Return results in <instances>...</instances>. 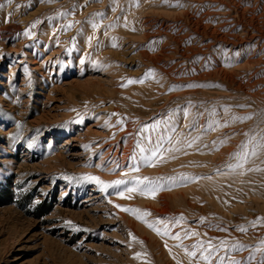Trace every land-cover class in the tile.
<instances>
[{
  "label": "rangeland",
  "instance_id": "1",
  "mask_svg": "<svg viewBox=\"0 0 264 264\" xmlns=\"http://www.w3.org/2000/svg\"><path fill=\"white\" fill-rule=\"evenodd\" d=\"M261 145L264 0H0V264H259Z\"/></svg>",
  "mask_w": 264,
  "mask_h": 264
},
{
  "label": "snow or ice",
  "instance_id": "2",
  "mask_svg": "<svg viewBox=\"0 0 264 264\" xmlns=\"http://www.w3.org/2000/svg\"><path fill=\"white\" fill-rule=\"evenodd\" d=\"M8 2L11 3V0H8ZM35 26H36V24L33 23L31 27H35ZM68 27H71V25H69ZM23 35H25V36H31V31L30 30H25V32L23 33ZM113 47H115V45H113ZM150 74H151V70L149 72V75ZM134 82H136V81H133V80H129L128 81V83H134ZM247 147H248L247 144L242 145V152L236 154V156L240 160H242L244 162H246L248 160L249 155L255 156L257 154L256 153V150L254 148L251 150V152L243 151V149H247ZM261 147H264V145H261ZM152 155H153V157H156L159 154L154 151L152 153ZM150 166H154V164L153 165H150ZM242 166H243L242 164H237L236 165V167H242ZM133 170L138 171L139 169L138 168H134ZM86 179L95 181L97 184H102L105 190H107L109 187L119 188L120 185L126 183L124 180H117V181H115V183L113 185H109V184H105L98 177H94V176L86 177ZM136 179H137V183L138 184L143 185V188L141 189V191L146 192V193H149V194H154L162 186L158 181L151 180L148 177H144L142 179H140V178H136ZM181 179L186 181L188 178L187 177H181ZM135 190L136 189H134V188H125L124 189V191H127V192H132V191H135ZM124 191L118 192L117 194L123 198ZM117 207H120V206L117 205ZM122 210L123 211H126V212H130V213H134V214L135 213H138V210H136V209L127 208V209H122ZM144 215H149V213H144ZM137 218L138 219H141V217L139 215H137ZM258 220H264V218H258ZM255 224H256V221L253 222V225H255ZM148 227L153 228V225L148 224ZM153 230L154 231H157V232L159 231L158 229H155V228H153ZM239 230L241 232H246L247 231V229H245L243 227H241ZM186 235H189V234L186 233ZM190 235H196V233L193 232ZM173 238L174 239H177V240L181 239L179 236H174ZM262 243H264V242H262ZM225 244H226V241H221L220 246L222 247ZM193 247L194 248H200L201 249V252H200L201 259H203L204 261L208 262V264H211L212 257L214 255V253L217 252V248L213 247L211 244L207 245L206 247H204L202 245H199V244L198 245H194ZM233 249L236 250V251H239V250H242L243 249V246L240 245V244H235L233 246ZM185 251H186V254L189 255V256L195 257L197 255V252L196 251H188L187 249ZM224 251H225V253H227L228 252V249L225 248ZM136 255L139 256L140 253H137ZM217 258L220 259L221 261H223L224 259H229L230 264H251V261L254 259V257L249 256L246 261L231 260L230 257H228L227 255L224 256V257H219L218 256ZM259 264H264V260H261L259 262Z\"/></svg>",
  "mask_w": 264,
  "mask_h": 264
},
{
  "label": "bare ground",
  "instance_id": "3",
  "mask_svg": "<svg viewBox=\"0 0 264 264\" xmlns=\"http://www.w3.org/2000/svg\"><path fill=\"white\" fill-rule=\"evenodd\" d=\"M109 152H111V151H109ZM118 155V154H117Z\"/></svg>",
  "mask_w": 264,
  "mask_h": 264
}]
</instances>
